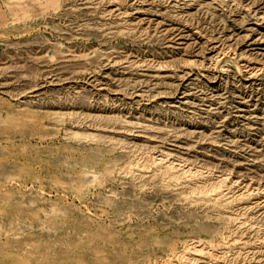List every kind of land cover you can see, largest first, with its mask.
<instances>
[{"label": "rangeland", "instance_id": "1", "mask_svg": "<svg viewBox=\"0 0 264 264\" xmlns=\"http://www.w3.org/2000/svg\"><path fill=\"white\" fill-rule=\"evenodd\" d=\"M0 264H264V0H0Z\"/></svg>", "mask_w": 264, "mask_h": 264}]
</instances>
